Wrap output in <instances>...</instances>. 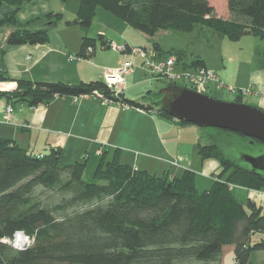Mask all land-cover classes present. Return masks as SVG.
Returning a JSON list of instances; mask_svg holds the SVG:
<instances>
[{"label": "trees", "instance_id": "16d2710c", "mask_svg": "<svg viewBox=\"0 0 264 264\" xmlns=\"http://www.w3.org/2000/svg\"><path fill=\"white\" fill-rule=\"evenodd\" d=\"M32 1L0 0V5L16 7L0 20V25L14 26L8 45L45 44L50 28L62 19V13L49 12L19 22L18 9ZM227 4L232 19L218 17L209 0H80L67 24L90 28L101 7L151 38L162 30L190 32L203 25L233 40L249 34L264 39V0ZM97 40L102 48H111L103 35H85L79 55L93 56ZM89 47L94 51L88 52ZM153 48L163 57L173 56L157 41ZM182 54L178 51L177 61L183 68L207 67L202 57L186 61L179 58ZM2 81L16 82L14 89L0 90V98L14 105L35 107L55 97L98 92L114 103L149 107L123 92L115 95L102 80L34 81L0 72ZM242 100L241 95L237 101ZM160 114L174 119L162 108ZM198 150L203 159H218L222 168L202 191L192 169L153 174L122 162L119 149L107 160L109 149L104 148L93 175L86 178L87 158L64 163L61 146L37 153L0 136V264H223L228 246L234 247L237 264H251L253 254L264 250V238L254 243L252 238L264 233V211L248 191L264 189V170L237 163L217 143ZM45 192L53 199L44 201ZM18 231L32 239L24 249L6 241Z\"/></svg>", "mask_w": 264, "mask_h": 264}, {"label": "rangeland", "instance_id": "374dc122", "mask_svg": "<svg viewBox=\"0 0 264 264\" xmlns=\"http://www.w3.org/2000/svg\"><path fill=\"white\" fill-rule=\"evenodd\" d=\"M47 1H52L53 6L56 8L54 10L64 14L66 19L74 18L75 12L79 7L77 4L80 2V0ZM209 1L211 5H213L215 14L218 17L226 19L234 18L228 9L227 0ZM98 11H103L115 19L123 21L101 7ZM96 17L97 18L94 19L90 27V29L94 30L93 32H96L97 29L99 30V24L101 23L100 20H98V12ZM130 30L134 31V33H139V35H143L142 32L131 26ZM94 34V36H96V33ZM155 39L161 43L165 54L173 55L176 61L178 59V51L183 52L182 56L179 58H183V60L186 61L191 60L195 56H202L208 68L216 72L222 83H209V89L207 88L206 93L210 96L225 101H235L242 94V101L244 103L264 108V87L261 85L264 78L257 85L252 84L250 78L252 73L253 77L264 74L263 38L249 34L238 40H233L228 36L218 34L209 27L197 25L190 32L162 30L156 33ZM112 49L113 50L103 49L100 44L97 43L96 53L107 51L109 55L107 58L110 57L111 60L116 61L121 59L123 53L118 52L114 48ZM97 61L99 60L95 59L94 54L91 57H83L80 62L75 61L74 63L76 65L81 64L82 67L88 65L97 67ZM142 66L136 69L134 74L135 83L133 87L131 86L132 92L128 94L130 96H138L136 99H142V97L145 96L144 98L149 102V107L146 106L148 108H141V111H145V113H140L136 111L137 107L135 106H131L130 109L127 110L125 108L126 106L121 103H109L115 104V107L120 110L117 112L118 118H116V121L121 124L123 128L117 131V142L121 144V146L126 145V147H121L119 149L116 148L118 145H114L110 147V149L108 148L109 154L107 160L112 159L115 150L119 149V156L122 162H131L136 168L146 169L153 174L162 175L165 171L181 174L183 170L187 168L192 169L196 172L197 188L202 191L210 187L213 177L217 175L222 168L218 159L212 160L218 163L220 167L209 166L206 159H203L199 154V146L217 143L226 156L241 165L249 167H253V164L248 157H259L264 154V144L262 142L251 140L239 133L216 127H199L193 123H182L178 119H170L162 116L160 114L161 107L159 103L163 96L160 91L173 83L169 81L167 77L154 75L148 68ZM134 67L135 65L133 63V70ZM181 68H183L182 64L177 61V66H174L173 71L180 72ZM84 70L86 73L88 69L85 67ZM55 74H58L57 71L52 69L51 71H47L46 69H41V71H39V76L45 78L55 77ZM103 81H105V77ZM6 82H8V85L10 84L9 81ZM183 82L181 78L176 85L181 87L188 86L186 85L187 83ZM219 85L220 87L218 88L217 86ZM231 87L235 91H232ZM14 88L15 86L12 84L7 91ZM121 88L122 87H118L117 90L120 91ZM242 90L246 92L243 93ZM98 99L106 103L101 98ZM11 105L14 109V104ZM4 112L6 114V108ZM12 114L10 120L4 119L5 123H10L12 121ZM127 131L129 135L126 134ZM81 146L83 148L85 145ZM87 148V169L85 174L86 178H91L100 161V155L97 154V148L95 146ZM67 153L69 154H65L64 163L74 162L76 160L83 161L85 159V156L81 159L79 157L75 159L76 157H74V154L77 153H75L74 150H69ZM81 153L80 149V154ZM173 162H177V165L173 164ZM38 191L40 192V190ZM42 199H44V201H49L53 199V194L45 192L42 194ZM252 238L253 243L259 241L264 238V233H256ZM10 243L14 246L13 240ZM255 253L252 256V262L258 264L259 261ZM225 257H227V264H232L234 252H228Z\"/></svg>", "mask_w": 264, "mask_h": 264}, {"label": "crops", "instance_id": "0c3cea01", "mask_svg": "<svg viewBox=\"0 0 264 264\" xmlns=\"http://www.w3.org/2000/svg\"><path fill=\"white\" fill-rule=\"evenodd\" d=\"M15 9L16 7L13 5L5 2L2 3L0 5V20L8 12ZM54 9L56 8L53 6L52 1L36 0L26 2L18 9L17 18L19 22L26 23L33 18L43 16L49 12L57 13ZM97 12L99 14L98 20L101 23L99 24V30L97 29L96 32H93L94 30L90 28L84 29L80 25H68L67 21L73 20L74 18L66 19L63 14L62 19L58 20L50 28V40L45 44L8 45L6 42L7 36L14 29V26L0 25V72L9 75L12 79L25 78L34 81L47 80L71 83L95 80L103 81L105 73L113 70L112 68L119 67L123 63L122 61L132 59L135 67L126 77L123 93L126 98L140 101L145 106H148L149 102L144 98L145 96L142 99H136L138 96H130L128 94L132 92L131 89L135 83V71L137 68H141L143 64L140 56L116 49L118 52L123 53L121 59L116 61L111 60L110 57L107 58L109 56L107 51L100 53H96L95 51V59L99 60L97 61V67L90 65L82 67L81 64L76 65L74 63L75 61L80 62L82 59H68L69 53L79 54L82 38L85 35L89 37L103 35L106 40L120 46L126 45L128 47H152L153 43L157 41L155 39L156 35L152 38L144 33H142L143 35H139V33L131 31L130 26L125 21H119L103 11L97 10ZM94 33H96V36H94ZM97 43L102 47L99 40H97ZM158 43L163 51L161 43ZM109 49L113 50L112 48ZM157 55L159 57L164 56V54L161 55L159 52ZM205 65L208 67L206 61ZM85 67L88 69L86 73L84 70ZM41 69H46L47 71H51L52 69L57 71L58 74H55V77L45 78L39 76ZM250 78L251 83L257 85L264 78V74L253 77L252 73ZM10 83L14 84L15 87L17 85L15 81H11ZM261 85L264 87V80ZM8 104L9 102L0 98V136L12 138L23 147L37 153L44 152L52 146H61L65 149V154H69L67 153L69 150H74L77 153L74 154L75 159L77 157L81 159L84 156V158H87V147L95 146L98 155H100L104 147L107 149H110L114 145H118L116 148L119 149L126 147V145L121 146L117 142V131L123 128L116 121V118H118L117 112L120 110L115 107V104L104 103L95 96H80L78 98L73 96H60L55 97L48 103L35 107H30L26 103H18L14 105L12 121L5 123L4 109ZM136 111L145 113V111L139 109H136ZM126 134L129 135L128 131ZM81 145L85 146L82 148ZM212 159L214 158L206 159L207 164L209 166L211 165V167H220ZM128 163L134 166L133 163ZM248 192L249 196L260 204L264 211V189L249 190ZM230 251L234 252L233 246L225 248L226 254L223 256V264H227V257L225 256ZM255 254L259 261L258 264H264V250H261V252L258 251ZM234 263L237 264L235 257H232V264ZM251 264L256 263H253L251 259Z\"/></svg>", "mask_w": 264, "mask_h": 264}, {"label": "water", "instance_id": "95a60500", "mask_svg": "<svg viewBox=\"0 0 264 264\" xmlns=\"http://www.w3.org/2000/svg\"><path fill=\"white\" fill-rule=\"evenodd\" d=\"M160 93L161 108L174 119L199 127H216L241 133L264 143V108L243 101H225L190 87L170 84ZM264 170V154L250 160Z\"/></svg>", "mask_w": 264, "mask_h": 264}, {"label": "built area", "instance_id": "2783aa9c", "mask_svg": "<svg viewBox=\"0 0 264 264\" xmlns=\"http://www.w3.org/2000/svg\"><path fill=\"white\" fill-rule=\"evenodd\" d=\"M111 48L117 49L122 52H129L132 55H138L143 60V67L148 68L154 75H161L163 77H167L169 81H171L173 84H177L178 80L182 78L184 81L183 83H187V87L196 89L200 92L207 91V88L209 86V83L211 82H217L219 84H222L220 82V79L216 72L212 69H209L207 67H197L192 69H185L181 68L180 72H174V66H177V61L174 56L169 57H159L157 55L156 50L153 47H128L126 45H117L115 43H111ZM94 49L92 47H89L88 52H93ZM69 60L74 59H82V57L79 54H68ZM133 71V61L131 59L124 61L119 67L108 71L105 74V85L108 89H110L112 92H114L115 95L119 94L120 92H123L124 86L126 83V77ZM171 78H170V77ZM172 79V80H171ZM182 82V81H181ZM11 84V83H10ZM220 86V85H219ZM118 87H122L121 90H117ZM10 86L8 85V82L2 81L0 82V90H7ZM232 91H235L231 87ZM243 93H245V90H242ZM95 97L101 98L106 103H114L111 99L106 98L103 94H100L98 92L95 93ZM264 97V92H263ZM124 106H126V109H129L132 105L127 103H121ZM141 110V108H137ZM13 106L11 103H9L6 107V114L4 116L5 120H10L11 114L13 111ZM173 164L177 165V162H173ZM13 240L14 246L18 247L19 249H24L28 247L32 243V239L25 234L23 231H18L12 239H6L7 242H11Z\"/></svg>", "mask_w": 264, "mask_h": 264}, {"label": "bare ground", "instance_id": "6f19581e", "mask_svg": "<svg viewBox=\"0 0 264 264\" xmlns=\"http://www.w3.org/2000/svg\"><path fill=\"white\" fill-rule=\"evenodd\" d=\"M9 86H12V84H9Z\"/></svg>", "mask_w": 264, "mask_h": 264}]
</instances>
